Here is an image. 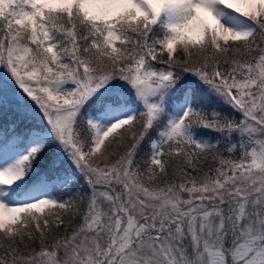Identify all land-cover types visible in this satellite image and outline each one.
I'll list each match as a JSON object with an SVG mask.
<instances>
[{
    "label": "snow or ice",
    "instance_id": "snow-or-ice-1",
    "mask_svg": "<svg viewBox=\"0 0 264 264\" xmlns=\"http://www.w3.org/2000/svg\"><path fill=\"white\" fill-rule=\"evenodd\" d=\"M0 264H264V0H0Z\"/></svg>",
    "mask_w": 264,
    "mask_h": 264
},
{
    "label": "trees",
    "instance_id": "trees-1",
    "mask_svg": "<svg viewBox=\"0 0 264 264\" xmlns=\"http://www.w3.org/2000/svg\"><path fill=\"white\" fill-rule=\"evenodd\" d=\"M239 157V152H236L233 156V158H238Z\"/></svg>",
    "mask_w": 264,
    "mask_h": 264
}]
</instances>
